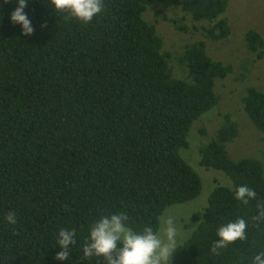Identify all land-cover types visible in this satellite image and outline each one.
Segmentation results:
<instances>
[{"label": "trees", "instance_id": "trees-1", "mask_svg": "<svg viewBox=\"0 0 264 264\" xmlns=\"http://www.w3.org/2000/svg\"><path fill=\"white\" fill-rule=\"evenodd\" d=\"M155 1L207 22L201 28L212 40L230 33L229 0H103L88 24L48 0H29L35 31L27 36L10 20L17 0L0 8V264H97L82 252L95 219L126 211L133 229L157 231L167 207L200 193V176L179 149L188 147L193 122L218 103L216 82L233 68L214 59L203 39L163 50L144 16ZM245 42L262 57L258 31L247 30ZM241 100L264 134V92L248 86ZM238 131L226 114L199 147V164L230 181L214 182L207 206L193 212L172 264H247L264 247V220L254 219L264 204V164L231 157L227 145ZM243 184L257 192L248 204L234 196ZM10 210L14 226L5 220ZM237 217L248 222L247 239L213 254L217 228ZM61 228L77 230L64 261L56 259Z\"/></svg>", "mask_w": 264, "mask_h": 264}, {"label": "rangeland", "instance_id": "rangeland-1", "mask_svg": "<svg viewBox=\"0 0 264 264\" xmlns=\"http://www.w3.org/2000/svg\"><path fill=\"white\" fill-rule=\"evenodd\" d=\"M223 15L228 19L230 33L223 39L212 40L205 36L201 28L207 22L192 20L189 15L168 2L155 1L144 13L145 18L163 38V50L176 52L182 50L187 43L203 39L208 53L214 59L229 63L233 68L229 75L216 82L218 103L193 122L187 136L188 147L179 149V155L200 176V193L191 200L167 207L159 217L158 233H162L163 218L171 215L182 225L188 238L190 232L186 223H192L193 212L201 214L216 185L214 182L222 185L230 181L224 172L206 169L199 164V147L215 134L224 115H230L239 128L237 136L227 145L231 157L252 156L264 164V134L255 128L244 112L241 100L248 86L264 92V51L262 57H257L245 45V33L249 29L258 31L264 39V0H229ZM171 62L174 72L182 73L177 62L174 59Z\"/></svg>", "mask_w": 264, "mask_h": 264}, {"label": "clouds", "instance_id": "clouds-1", "mask_svg": "<svg viewBox=\"0 0 264 264\" xmlns=\"http://www.w3.org/2000/svg\"><path fill=\"white\" fill-rule=\"evenodd\" d=\"M9 2L0 0V8ZM28 3L29 0H17V7L10 16L11 22L18 25L26 36L35 31L25 11ZM48 4L54 11L67 12L70 17L84 24L90 23L104 9L103 0H48ZM41 27L46 25L42 24ZM234 196L236 200L248 204L257 198V192L243 184L235 187ZM254 219L264 220V204L258 205ZM5 220L14 226L17 223L15 211L10 210ZM162 223V233L149 226L138 231L129 226L126 211L101 215L88 227V235L82 246L83 257L88 261L95 259L97 264L100 258H103L105 264H172L174 253L181 248L187 236L174 216L164 217ZM247 227L248 222L242 217L221 223L216 230L217 239L211 245V252L219 254L220 250L233 242L246 240ZM76 238L75 228H61L58 231L56 239L61 250L56 255L57 260L68 259L69 246L77 243ZM247 264H264V247L255 251Z\"/></svg>", "mask_w": 264, "mask_h": 264}]
</instances>
